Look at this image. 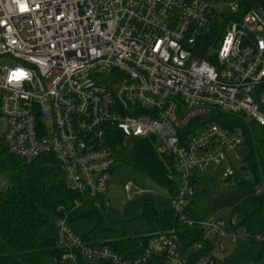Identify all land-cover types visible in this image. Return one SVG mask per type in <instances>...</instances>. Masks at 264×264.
<instances>
[{"label": "built area", "instance_id": "1", "mask_svg": "<svg viewBox=\"0 0 264 264\" xmlns=\"http://www.w3.org/2000/svg\"><path fill=\"white\" fill-rule=\"evenodd\" d=\"M24 2L20 11L17 0H0V145L26 163L51 155L66 185L88 199L108 190L112 127L125 140L151 139L174 169L176 226L123 255L88 245L65 214L56 224L63 254L53 264H217L240 237L264 243V230L238 229L218 215L192 218L188 200L204 172L231 180L236 162L242 166V130L220 124L217 114L264 127V0L228 20L207 49L212 25L237 14L241 0ZM6 187L0 174V191ZM125 191L129 199L143 193L134 183ZM185 229L201 230L206 246L184 250Z\"/></svg>", "mask_w": 264, "mask_h": 264}, {"label": "trees", "instance_id": "2", "mask_svg": "<svg viewBox=\"0 0 264 264\" xmlns=\"http://www.w3.org/2000/svg\"><path fill=\"white\" fill-rule=\"evenodd\" d=\"M261 2L241 0V10L237 14L223 15L221 21H216L210 33L203 38L206 49L222 36L228 20H238L241 14ZM199 55L203 57V52ZM216 119L220 124L242 130L246 146L242 153V165L251 174L252 185L262 186L237 208L240 220L236 228L251 232L264 230V127L235 115L217 114ZM106 137L116 161L146 174L170 193L174 190L173 160L157 155L151 139L125 140L116 127L107 129ZM0 174L7 180V187L0 191V264H53L54 259L61 258L63 253L57 248L56 237L42 235L49 223L47 214L54 215L56 220L68 214L69 224L78 220L92 221L95 226L82 237L84 242L91 246L106 245L123 255L138 253L139 244L147 241L152 234L176 226L172 211H159L152 202L144 201L141 217L149 225L144 236L107 237L100 226L102 214L98 200L101 197L82 198L72 191L66 185L59 163L51 155H42L26 163L0 145ZM79 199L84 201L82 206L74 208V201ZM180 241L186 250L198 242H204L206 246L207 240L201 230L185 229L180 234ZM260 244L264 250V243ZM202 252L193 254V258H198ZM94 264L112 263L101 261Z\"/></svg>", "mask_w": 264, "mask_h": 264}, {"label": "rangeland", "instance_id": "3", "mask_svg": "<svg viewBox=\"0 0 264 264\" xmlns=\"http://www.w3.org/2000/svg\"><path fill=\"white\" fill-rule=\"evenodd\" d=\"M245 147L244 143L241 153L244 152ZM236 164L239 169L229 182L223 178L221 170L215 172L209 170L201 175L195 193L188 198L192 202V218L203 219L211 215H218L227 222L236 224L239 222L240 214L237 212V208L255 195L259 189H262V186L252 185L251 174L241 171L240 164L237 162ZM242 166L245 168L244 165ZM128 183H134L137 190H142L143 193L129 199L125 191V186ZM170 196L171 193L168 189L155 183L146 174L119 162V160L115 161L108 190L98 200L102 214L100 226L105 230L103 234L113 239L123 235L128 237L144 236L149 225L141 217L143 202H152L159 211L170 212L172 210ZM47 218L49 223L42 231V235L55 238L57 236V220L52 214H47ZM94 226L95 224L89 220H78L70 225L73 232L79 237L86 235ZM239 232L241 233V230ZM262 247L259 242L240 237L225 246V250L217 258V264H264Z\"/></svg>", "mask_w": 264, "mask_h": 264}, {"label": "clouds", "instance_id": "4", "mask_svg": "<svg viewBox=\"0 0 264 264\" xmlns=\"http://www.w3.org/2000/svg\"><path fill=\"white\" fill-rule=\"evenodd\" d=\"M17 3L20 6V11H26L27 10L26 3L24 2V0H17Z\"/></svg>", "mask_w": 264, "mask_h": 264}, {"label": "water", "instance_id": "5", "mask_svg": "<svg viewBox=\"0 0 264 264\" xmlns=\"http://www.w3.org/2000/svg\"><path fill=\"white\" fill-rule=\"evenodd\" d=\"M240 170H241V171H245V168L242 166V167L240 168ZM226 181L229 182L230 179H227Z\"/></svg>", "mask_w": 264, "mask_h": 264}, {"label": "snow or ice", "instance_id": "6", "mask_svg": "<svg viewBox=\"0 0 264 264\" xmlns=\"http://www.w3.org/2000/svg\"><path fill=\"white\" fill-rule=\"evenodd\" d=\"M20 75H23V74H20ZM13 78H18L17 74H13Z\"/></svg>", "mask_w": 264, "mask_h": 264}, {"label": "crops", "instance_id": "7", "mask_svg": "<svg viewBox=\"0 0 264 264\" xmlns=\"http://www.w3.org/2000/svg\"><path fill=\"white\" fill-rule=\"evenodd\" d=\"M69 225H71V224H69ZM244 228H242V230H243Z\"/></svg>", "mask_w": 264, "mask_h": 264}]
</instances>
